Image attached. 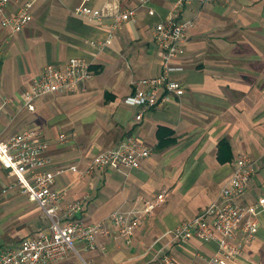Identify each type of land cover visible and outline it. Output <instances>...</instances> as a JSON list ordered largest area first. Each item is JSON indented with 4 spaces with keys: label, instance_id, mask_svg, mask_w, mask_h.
<instances>
[{
    "label": "crops",
    "instance_id": "1",
    "mask_svg": "<svg viewBox=\"0 0 264 264\" xmlns=\"http://www.w3.org/2000/svg\"><path fill=\"white\" fill-rule=\"evenodd\" d=\"M82 1L36 0L20 33L0 29V138L40 131L49 141V169L55 170L83 168L98 152L134 136L150 150L138 168L87 175L67 170L55 179L64 204L82 202L78 216L84 223L107 222L117 209L141 210L145 200L165 194L129 241L111 227L84 258L93 264H146L163 249L179 264H202L195 254L214 253L215 242L175 244L161 236L219 197L239 155L255 162L242 200L253 204L264 197V0H186L180 19L193 25L186 31L184 70L175 76L179 89L144 112L123 98L135 82L159 73L153 30L175 0H87L108 12L135 9V19L124 21L103 49L91 42L106 40L112 19L76 15ZM70 57L89 62L91 77L76 92L49 94L28 110L23 93L32 78L45 64ZM61 133L65 142L58 141ZM14 182L0 164V249L48 231L42 210L17 186L10 188ZM258 220L257 234L232 264H264V207ZM73 263L69 258L52 264Z\"/></svg>",
    "mask_w": 264,
    "mask_h": 264
},
{
    "label": "built area",
    "instance_id": "2",
    "mask_svg": "<svg viewBox=\"0 0 264 264\" xmlns=\"http://www.w3.org/2000/svg\"><path fill=\"white\" fill-rule=\"evenodd\" d=\"M35 1L0 0V29L8 30L10 35L20 33L32 19ZM12 2H15L14 6ZM86 2L83 0L75 7L76 15L88 21L104 17L112 19L106 40L102 43L91 42L99 49L110 42L113 32L124 21L135 19L133 8L108 12L94 9ZM185 2L175 0L168 17L154 26L153 42L161 58L159 73L135 82L133 91L123 98L125 104L139 107L141 112L156 107L179 89L180 81L175 76L184 70L181 57L185 53L186 31L193 25L192 20L180 19V9ZM91 75V64L77 57H70L60 65L45 64L24 91L23 105L33 111L39 98L53 93L76 92ZM66 140V134L58 136L59 142ZM48 147L49 141L36 129L23 130L4 140L0 138V164L15 177L10 188L17 186L29 201L35 202L49 224L46 233L24 237L14 247L1 248L0 264H52L69 258H75L73 264H93L84 258V253L96 248L97 236L110 235L112 227L129 241L141 219L150 215L164 200L165 194L160 192L145 200L141 210L117 209L110 213L107 222L84 223L78 216L82 211V202L64 204L63 192L54 186L56 177L67 170L87 175L94 170L135 169L150 150L134 136H128L116 147L95 154L83 168L71 164L51 170L50 159L46 155ZM231 166L230 176L222 184L219 197L196 216L161 236L170 238L175 244L189 239L215 242L217 250L214 253L195 254L202 264H232L244 244L252 241L258 231V210L264 207V197L253 204L242 200L255 170V162L246 155H239ZM146 264L179 262L160 249L148 258Z\"/></svg>",
    "mask_w": 264,
    "mask_h": 264
},
{
    "label": "rangeland",
    "instance_id": "3",
    "mask_svg": "<svg viewBox=\"0 0 264 264\" xmlns=\"http://www.w3.org/2000/svg\"><path fill=\"white\" fill-rule=\"evenodd\" d=\"M72 262H76L75 258H70ZM86 259V258H85Z\"/></svg>",
    "mask_w": 264,
    "mask_h": 264
}]
</instances>
